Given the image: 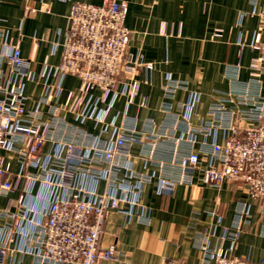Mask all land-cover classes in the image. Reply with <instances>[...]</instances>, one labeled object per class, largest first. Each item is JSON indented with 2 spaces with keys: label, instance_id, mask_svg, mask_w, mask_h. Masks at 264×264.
Segmentation results:
<instances>
[{
  "label": "built area",
  "instance_id": "built-area-1",
  "mask_svg": "<svg viewBox=\"0 0 264 264\" xmlns=\"http://www.w3.org/2000/svg\"><path fill=\"white\" fill-rule=\"evenodd\" d=\"M127 13L125 0L72 4L59 70L62 76H76L80 84L78 94L68 92L61 105L53 102L62 86L52 84L32 108L27 106L25 79L33 58L24 57L13 39L1 41L0 31V197L6 198L0 205V220H5L0 224V264H8L11 244L25 232L22 250L33 254L34 264L119 263L116 246L100 244L104 221L111 210L131 215L141 207L142 188L155 178L159 190L169 192L192 184L200 173L210 186L237 183L264 202V11L259 12L260 27L251 43L257 53L249 76L240 77L239 65L229 69V87L211 102L208 119L198 126L190 122L197 92L181 104L182 115L173 110L170 100L187 90L188 82L168 75L167 100L161 107L165 119L159 124L147 118L142 127L138 116L127 111L107 118L118 98L125 97L127 107L134 102L140 90L138 73L155 67L129 51ZM222 33L218 28L212 36ZM146 105L143 100L139 107ZM89 120L98 133L84 128ZM133 145L159 168L158 175L133 167ZM84 176L104 180L107 189L88 187L80 182ZM30 197L47 204L37 211L29 205ZM33 212L40 217L33 230L25 231ZM249 216L250 205L242 202L235 226ZM138 220L148 223L149 216L143 213ZM236 235L226 248L202 241V264H264V258L255 262L233 253ZM160 264L189 263L166 258Z\"/></svg>",
  "mask_w": 264,
  "mask_h": 264
},
{
  "label": "crops",
  "instance_id": "crops-1",
  "mask_svg": "<svg viewBox=\"0 0 264 264\" xmlns=\"http://www.w3.org/2000/svg\"><path fill=\"white\" fill-rule=\"evenodd\" d=\"M76 1L102 2L0 0V31L4 33L1 41L6 37L13 39L19 43L24 57L33 58L25 79L30 108L52 84L62 86L55 104L61 105L70 91L78 94L79 78L71 74L62 76L59 70L70 25L69 13ZM125 1L128 2L125 23L130 30L129 51L145 62H153L155 67L138 73L140 90L134 102L127 107L126 98H118L107 118L127 111L138 116L139 127L147 118L161 124L165 119L161 107L167 100L164 84L171 75L188 82V89L179 90L170 100L173 110L182 115L181 104L188 100L190 92H197L199 100L188 114L193 126L202 124L209 118L211 102L229 87V69L239 65L240 77L249 76L251 59L257 53L251 43L260 27L259 12L264 11V0ZM218 28L223 30L222 35L213 37ZM100 94V90H95V95ZM143 100L147 105L139 107ZM95 125L93 120L83 124L88 131L98 133L99 127ZM131 152L135 169L160 173L158 167L140 156L138 145H133ZM80 182L98 192L107 189L102 179L84 176ZM140 198L142 206L135 207L131 215L111 210L104 221L100 244L116 246L120 252L117 264H160L166 258L202 264V241L206 240L211 248H226L236 233L235 255L255 262L264 258V202L237 183L210 186L197 173L192 184H180L173 191L161 192L155 178L143 186ZM242 202L250 205V216L237 228L236 213ZM5 203L6 198L0 197V205ZM46 204V199L29 198V205L37 211ZM124 207L128 209L129 205ZM38 213L29 215L33 221L25 231L34 229L40 217ZM143 213L148 214V223L138 220ZM4 221L0 220V224ZM25 233L11 244L12 257L8 264H34L33 254L22 250Z\"/></svg>",
  "mask_w": 264,
  "mask_h": 264
}]
</instances>
